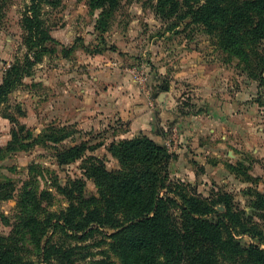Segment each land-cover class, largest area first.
<instances>
[{
	"label": "rangeland",
	"instance_id": "374dc122",
	"mask_svg": "<svg viewBox=\"0 0 264 264\" xmlns=\"http://www.w3.org/2000/svg\"><path fill=\"white\" fill-rule=\"evenodd\" d=\"M32 1L4 0L0 83L26 56L23 18ZM157 2L120 0L109 20L101 22V10H91L88 0H62L57 6L41 1L54 51L0 105V150L12 141L14 129L25 127L24 147L5 151L4 157L0 152V179L16 184L13 197L0 201L1 237L14 241L26 191L36 193L42 215L67 211L71 200L62 189L71 182H84L86 197L98 194L85 172L89 157L104 160L109 171L119 169L111 145L140 134L157 137L175 156L170 181L203 199L232 194L240 209L253 214L255 194L264 195V85L217 47L203 26L159 16ZM182 110L194 115L183 116ZM63 129L72 132L63 145L44 138ZM82 142L93 147L87 157L60 165L58 152ZM111 232L100 229L85 241L61 238L60 232L53 238L55 244L67 240L87 248L91 256L76 264H121ZM237 239L246 246L259 244L247 234ZM22 259L43 264L31 249Z\"/></svg>",
	"mask_w": 264,
	"mask_h": 264
},
{
	"label": "trees",
	"instance_id": "16d2710c",
	"mask_svg": "<svg viewBox=\"0 0 264 264\" xmlns=\"http://www.w3.org/2000/svg\"><path fill=\"white\" fill-rule=\"evenodd\" d=\"M41 1L33 0L24 15L27 53L23 62L5 73L0 105L8 101L31 68L54 51L56 40L42 18ZM48 1L57 6L62 0ZM119 4L120 0H88L91 10H101V22H107ZM156 11L167 21L189 18L192 24L203 26L216 39L217 47L239 59L250 76L264 85V0H158ZM4 17L5 4L0 0V28ZM24 128L14 129L12 141L0 150L1 157L5 151L24 147ZM65 130H53L44 138L55 147L63 145L72 135ZM92 148L89 142L65 146L58 152V162L65 165L87 157ZM110 152L119 161V169L109 171L104 160L90 156L85 172L94 180L98 194L86 197L85 183L71 182L62 189L71 205L60 215L45 217L36 193H24L25 213L11 237L14 241L0 236V264H35L22 259L29 249L43 264H76L91 253L84 252L85 247L67 245V240L85 241L106 228L112 231L108 238L121 264H264L262 193L254 196L252 215L240 209L229 193L211 199L190 195L180 182L170 181L169 167L175 156L145 134L113 143ZM15 191L16 184L0 179V201L12 198ZM221 205L224 211L218 209ZM50 232L53 236L60 232L67 240L55 244ZM246 234L259 244L246 246L237 239Z\"/></svg>",
	"mask_w": 264,
	"mask_h": 264
},
{
	"label": "crops",
	"instance_id": "0c3cea01",
	"mask_svg": "<svg viewBox=\"0 0 264 264\" xmlns=\"http://www.w3.org/2000/svg\"><path fill=\"white\" fill-rule=\"evenodd\" d=\"M146 114H142V115H140V117H144L142 120H144V121H142V122H145L146 123V118L145 117H147V115H149V113L145 116ZM141 130H144V132L145 133H148V134H150L151 136H152V132H150V131H147L146 130V126H143V127H141ZM154 140H156V141H158V138L157 137H154Z\"/></svg>",
	"mask_w": 264,
	"mask_h": 264
}]
</instances>
